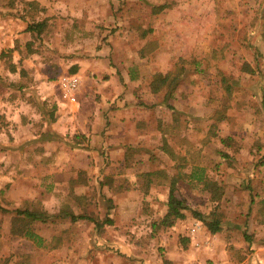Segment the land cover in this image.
Masks as SVG:
<instances>
[{
	"label": "rangeland",
	"instance_id": "obj_1",
	"mask_svg": "<svg viewBox=\"0 0 264 264\" xmlns=\"http://www.w3.org/2000/svg\"><path fill=\"white\" fill-rule=\"evenodd\" d=\"M177 68L171 93L153 91ZM73 73L75 102L59 84ZM171 186L188 209L167 224ZM16 209L89 219L34 221V239L13 231ZM253 232L264 0H0V264H214L215 235L231 264Z\"/></svg>",
	"mask_w": 264,
	"mask_h": 264
},
{
	"label": "trees",
	"instance_id": "obj_2",
	"mask_svg": "<svg viewBox=\"0 0 264 264\" xmlns=\"http://www.w3.org/2000/svg\"><path fill=\"white\" fill-rule=\"evenodd\" d=\"M164 7L166 6L160 5L156 8V10H161ZM42 24H43L42 22L29 23L26 29L40 33L43 27ZM181 71L182 68H177V71L170 72L169 74H161V73L155 74L152 82L153 91H158L161 87L164 86L168 88V90H170L169 92L171 93V90L179 84V79L180 77H182ZM182 209H188V205L186 204L183 198L178 197L174 193V186H171L169 188L168 198H167V211L163 217L164 223L170 224L174 219L183 218L185 214L182 212ZM4 211L7 210L4 209ZM14 212L17 214L16 217L18 220H20V222H18L19 225L15 223V226H13L14 227L13 231L15 233L23 234L24 236H28L34 239H36V234L32 232L29 226V223H32L34 221L46 222L48 219L50 221H55L56 219L65 218V217H69L71 221H76L78 219H89L86 216L75 215L74 213L69 211H64L62 213H57V214H47L42 211L16 209L14 210ZM192 213L197 218L201 219L204 222L205 226L207 227L210 233L214 234L221 230L219 220L209 219L207 216L202 215L200 212H197L196 210H193ZM104 222L111 223L112 220L110 218H105L103 221L97 222L98 227H100L101 224H103Z\"/></svg>",
	"mask_w": 264,
	"mask_h": 264
},
{
	"label": "crops",
	"instance_id": "obj_3",
	"mask_svg": "<svg viewBox=\"0 0 264 264\" xmlns=\"http://www.w3.org/2000/svg\"><path fill=\"white\" fill-rule=\"evenodd\" d=\"M254 234L256 235V237L254 235L253 241L247 242V247L248 249H250L247 251V253H245V257H243V259L241 257L240 261L231 264H264V232ZM202 235V233H199L198 240H201V245H204V241H202V238H204L205 236L203 237ZM218 236L219 235H215L213 236V239L210 238L211 241L208 242L209 247L207 248L210 250L208 252H205V255L203 257L205 259L215 258L216 263L218 259H222V261H225L228 264L227 257H223L222 254L219 255V253L217 252L218 246L220 247L219 240L217 241V239L219 238Z\"/></svg>",
	"mask_w": 264,
	"mask_h": 264
},
{
	"label": "built area",
	"instance_id": "obj_4",
	"mask_svg": "<svg viewBox=\"0 0 264 264\" xmlns=\"http://www.w3.org/2000/svg\"><path fill=\"white\" fill-rule=\"evenodd\" d=\"M59 84L61 88V95L63 98H67L69 101L75 102L74 93L81 86V81L77 74L62 75L59 79ZM199 224L195 223L190 228V234L194 235L199 229ZM211 264V263H210Z\"/></svg>",
	"mask_w": 264,
	"mask_h": 264
}]
</instances>
